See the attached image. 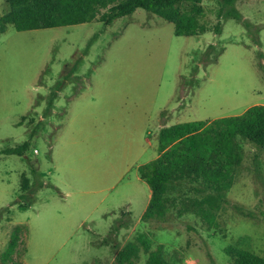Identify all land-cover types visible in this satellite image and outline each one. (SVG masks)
I'll list each match as a JSON object with an SVG mask.
<instances>
[{"label": "rangeland", "instance_id": "1", "mask_svg": "<svg viewBox=\"0 0 264 264\" xmlns=\"http://www.w3.org/2000/svg\"><path fill=\"white\" fill-rule=\"evenodd\" d=\"M219 4L201 0L199 22L207 31L194 35H175L173 22L143 8L109 24L99 20L104 8L91 21L73 25L28 30L5 25L0 31V150L25 140L29 147L24 155L0 152V209L8 207L0 217V264H116L115 249L99 244L108 233L89 244L102 234L100 230L109 229L106 220L96 214L93 222L86 220L92 231L77 223L88 207L97 202L101 209L125 192L126 179L117 181V176L130 161L125 140L134 118L144 117L145 125L153 129L162 121L166 125L212 120L238 115L253 104L264 105V0L236 1L242 14L260 26L258 45L231 18L222 22L220 32L214 31ZM8 11L6 0H0V17ZM94 33L97 37L89 45ZM210 43L221 52L215 62L201 63ZM214 55L211 51L209 58ZM76 59L79 63L70 73ZM195 64L194 82L189 84ZM57 85L53 108L44 116L46 100ZM70 107V119L79 112L74 121L79 129L77 142L92 137L95 170L101 181L105 179L101 187L112 186L75 207L59 199L50 175L51 143ZM93 122L97 124L88 134ZM234 144L239 157L220 191L205 188L197 193L184 181L168 186L167 205L160 216L134 224L125 209L120 211L110 227L125 219L127 228L118 229L116 240L120 248L127 243L136 246L126 264H145L150 252L169 264H212L207 252L213 264H235L236 251L241 249L264 255V152L245 139ZM75 151L81 156L77 160L81 174L86 150L79 145ZM154 152L148 148L141 161ZM29 161L43 173L47 185L23 208L19 195L22 176H31ZM133 171L126 175L132 176ZM211 192L222 200L214 206L203 204L202 214L195 200ZM15 225L25 228L24 242L4 260Z\"/></svg>", "mask_w": 264, "mask_h": 264}, {"label": "trees", "instance_id": "2", "mask_svg": "<svg viewBox=\"0 0 264 264\" xmlns=\"http://www.w3.org/2000/svg\"><path fill=\"white\" fill-rule=\"evenodd\" d=\"M218 1L220 4L214 31L220 32L222 22L231 18L241 23L252 42L258 45L260 26L252 23L242 14L236 6L237 0ZM6 2L9 11L0 17V31H4L6 24H12L16 30H28L89 22L104 8L105 11L99 16L103 24H109L118 17L129 15L137 8H143L173 22L175 35H194L207 31L199 22V16L203 11L201 0H6ZM96 37L97 34L94 33L88 44L90 45ZM211 51L215 55L209 58ZM220 52L221 49L217 50L215 44H208L200 56L201 63L215 62ZM78 63L79 59L73 62L70 73L75 71ZM197 67L198 64H195L192 69L189 84L194 82L193 76ZM58 89L59 85L50 92L43 109L44 116L51 112ZM163 113L164 110L160 112V115ZM31 136L30 134V138ZM239 138L245 139L258 151L264 152L263 104L250 105L238 115L222 116L212 120H188L171 125H165L162 121L157 137L158 155L138 166L140 178L147 183L151 191L141 220L154 218L164 213L168 201L164 193L169 185L186 181L187 187L197 193L205 192V188L220 191L238 160L239 154L234 143ZM28 147L29 140H25L15 146L5 147L0 152L24 155ZM29 172L30 177L25 174L22 176V191L19 195V205L22 207L29 206L36 191L47 185L43 182L36 164L31 161H29ZM221 200L222 197L211 192L201 200H195V203L203 214V204L214 206ZM235 208L240 209L238 206ZM7 210L8 207L0 209V217ZM124 224L125 219L120 218L110 227L109 235L102 238L103 244L115 249L116 264L128 263L136 247L133 243H127L120 248L115 233ZM24 233L25 228L21 225H15L12 228L3 254L4 260L10 258L17 245L23 244L21 234ZM206 255L213 264L214 260L210 253L207 252ZM234 262L235 264H264V255L260 256L241 249L236 251ZM145 264L169 263L157 253L150 252Z\"/></svg>", "mask_w": 264, "mask_h": 264}, {"label": "crops", "instance_id": "3", "mask_svg": "<svg viewBox=\"0 0 264 264\" xmlns=\"http://www.w3.org/2000/svg\"><path fill=\"white\" fill-rule=\"evenodd\" d=\"M56 97L54 100H56ZM89 106L90 104L88 103L83 107L87 110ZM66 112L67 113L64 114L61 125L53 138V142L51 143L50 175L53 176L52 178L55 191L58 193L59 199L63 200L66 206L72 207L73 205L75 207L77 205H81V203H84L85 201L90 202L93 194L108 191L112 188V186L105 189L101 187V185L105 182V179L101 181L99 174L96 172L97 167L96 164H94L96 162V152H93L90 142L92 137L88 136L87 139L81 137V139H78L77 142V132L79 129H77V124H74V121L77 115H79V112H74L71 119L69 118V113L73 112V108L70 107ZM88 115H91L92 120H98V118H95L93 113H88ZM134 119L135 121L129 129V134L125 140L127 154L126 159L127 161H130L128 162L125 170L117 176V181L126 179L125 192L121 197H117L114 200H108V203L106 202L107 205L101 209H98L99 204H97V202L93 207H88L85 212L84 219L77 223L78 227H82L86 225V220L93 222L95 220L93 217L94 214H96V216H101L106 220L105 223L108 224L107 226H109V229L105 231L100 230L102 234H97L96 237L92 238L93 240L90 239V245L95 241L100 240L106 233L109 232L111 221L119 217V213L122 209L127 211L128 218L132 221V223L137 224L141 221V216L148 205L151 191L147 183L140 178L138 174V166L154 159L158 155L157 137L162 125L157 123L153 129H150L145 125L144 117ZM200 120L207 119L201 118ZM96 124V122L89 124L88 134L92 127L95 128ZM171 124L174 123L166 125ZM79 145H82L83 149L86 150V160L81 174H79L77 168V160L81 156H78V153L75 151ZM148 148H152L155 152L151 155L149 160L141 161V157L147 152ZM3 154L9 155L5 153ZM131 170H134L133 175H126V173ZM42 176L43 173H41V177ZM106 198V196L102 197L99 202L104 201ZM134 208L137 212L134 211ZM86 227L89 231L93 230L91 226L86 225ZM126 228L127 227L122 226L119 231L125 230ZM104 245L107 246V244ZM103 248V252L107 253V248Z\"/></svg>", "mask_w": 264, "mask_h": 264}]
</instances>
